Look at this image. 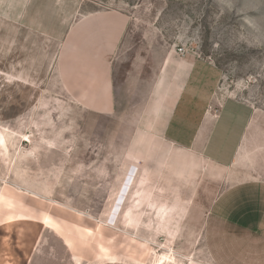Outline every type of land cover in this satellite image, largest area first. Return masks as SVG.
<instances>
[{
    "label": "rangeland",
    "instance_id": "obj_1",
    "mask_svg": "<svg viewBox=\"0 0 264 264\" xmlns=\"http://www.w3.org/2000/svg\"><path fill=\"white\" fill-rule=\"evenodd\" d=\"M78 1V15L131 20L111 114L72 101L58 77L71 1L0 0V264H264V0ZM168 54L204 69L185 79L206 89L188 123L224 112L241 131L227 165L137 133Z\"/></svg>",
    "mask_w": 264,
    "mask_h": 264
},
{
    "label": "crops",
    "instance_id": "obj_2",
    "mask_svg": "<svg viewBox=\"0 0 264 264\" xmlns=\"http://www.w3.org/2000/svg\"><path fill=\"white\" fill-rule=\"evenodd\" d=\"M65 1H71L72 9L59 19L62 26L55 28V36L60 40L56 64L61 85L72 101L83 108L111 114L117 101L114 64L128 31L130 17L115 10H92L78 15L81 1ZM17 20L26 22L22 14ZM171 60L170 54L166 55L153 76L144 101L148 104L146 109L153 113L148 116L149 125L143 124L147 129L137 133L175 137L181 142L175 143L178 148L195 151L217 165H227L235 158L241 131L229 125L231 116L224 112L218 114L217 121L203 127L188 123L193 118L190 111H198L195 102H192V95L198 92L204 94L206 89L188 86L185 79L193 72L197 77L204 69L196 63ZM172 71L181 80L180 84L171 86ZM149 104L157 105L153 107ZM196 118L199 116L196 115ZM191 135L193 137L189 139Z\"/></svg>",
    "mask_w": 264,
    "mask_h": 264
},
{
    "label": "bare ground",
    "instance_id": "obj_3",
    "mask_svg": "<svg viewBox=\"0 0 264 264\" xmlns=\"http://www.w3.org/2000/svg\"><path fill=\"white\" fill-rule=\"evenodd\" d=\"M47 141H46V139H45V141H44V143H46ZM111 258V261L112 262H118L119 260H120V257H119V255H117V254H115V255H113L112 254V256L110 257ZM163 262H164V260H163ZM156 263V262H155Z\"/></svg>",
    "mask_w": 264,
    "mask_h": 264
},
{
    "label": "built area",
    "instance_id": "obj_4",
    "mask_svg": "<svg viewBox=\"0 0 264 264\" xmlns=\"http://www.w3.org/2000/svg\"><path fill=\"white\" fill-rule=\"evenodd\" d=\"M177 52H178L180 55H182V54L185 53V49H184L183 47H178V48H177Z\"/></svg>",
    "mask_w": 264,
    "mask_h": 264
}]
</instances>
